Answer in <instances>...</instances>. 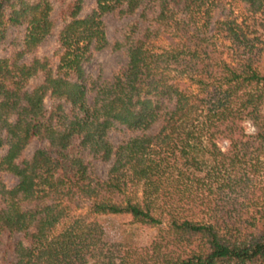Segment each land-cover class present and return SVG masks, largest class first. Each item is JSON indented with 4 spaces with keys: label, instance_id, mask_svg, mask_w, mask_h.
I'll return each mask as SVG.
<instances>
[{
    "label": "trees",
    "instance_id": "trees-1",
    "mask_svg": "<svg viewBox=\"0 0 264 264\" xmlns=\"http://www.w3.org/2000/svg\"><path fill=\"white\" fill-rule=\"evenodd\" d=\"M57 1L50 57L52 0H0V264H264V0Z\"/></svg>",
    "mask_w": 264,
    "mask_h": 264
},
{
    "label": "rangeland",
    "instance_id": "rangeland-1",
    "mask_svg": "<svg viewBox=\"0 0 264 264\" xmlns=\"http://www.w3.org/2000/svg\"><path fill=\"white\" fill-rule=\"evenodd\" d=\"M64 2H68L70 0H63ZM94 6V0H83L82 2V8L79 12L80 16L85 15L89 12V10ZM52 11L51 16L55 20V28L51 35H49L46 39V41L37 49L36 54L38 56L47 55L51 57L52 50L54 49L56 45V32L59 29L61 22L59 20V10H60V3L57 0H52ZM125 18H120L114 14H105L103 16V21L105 23V31L106 35L109 39L117 38L120 36V30L125 22ZM22 30L21 28H10L8 30L7 38L5 42H8V40L14 38L19 39L21 36ZM6 43L4 45L0 46V56L4 54V52L7 50ZM123 58L119 52L116 51H109L107 49L101 50L99 52L94 53L91 60L85 64L84 68L87 73L91 74L92 76L100 74L103 77L109 76L118 66L122 63ZM39 79H32L31 83H35ZM46 104H48V100L45 101ZM247 131H251L252 128L249 124H246ZM119 134L116 132L110 133V139L113 143H116L119 140ZM37 146V142L35 140H31L28 145L24 148L22 152V156L26 157L28 156ZM98 171L100 174L105 173V166L99 165ZM0 177L5 185L12 186L16 182L15 176H13L10 173L4 172L0 174ZM125 219L122 217H117L116 222H123ZM113 225V224H109ZM154 229H136V234L139 236L138 240L143 241L147 238H149L153 233Z\"/></svg>",
    "mask_w": 264,
    "mask_h": 264
}]
</instances>
